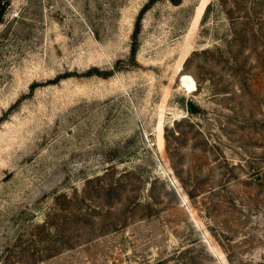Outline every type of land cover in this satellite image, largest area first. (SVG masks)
I'll use <instances>...</instances> for the list:
<instances>
[{
	"label": "rangeland",
	"instance_id": "rangeland-1",
	"mask_svg": "<svg viewBox=\"0 0 264 264\" xmlns=\"http://www.w3.org/2000/svg\"><path fill=\"white\" fill-rule=\"evenodd\" d=\"M0 264H264V0H11Z\"/></svg>",
	"mask_w": 264,
	"mask_h": 264
},
{
	"label": "trees",
	"instance_id": "trees-1",
	"mask_svg": "<svg viewBox=\"0 0 264 264\" xmlns=\"http://www.w3.org/2000/svg\"><path fill=\"white\" fill-rule=\"evenodd\" d=\"M174 1V0H172ZM11 4V0H0V24L3 22L5 15L7 13V9ZM140 24H141V18L138 19L136 22V28L132 35V48L131 53L136 54L137 47L139 44V31H140Z\"/></svg>",
	"mask_w": 264,
	"mask_h": 264
}]
</instances>
